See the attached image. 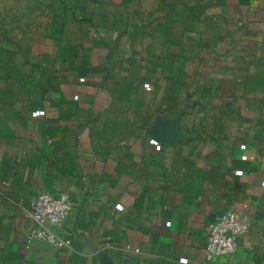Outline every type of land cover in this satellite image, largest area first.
Here are the masks:
<instances>
[{
    "label": "crops",
    "instance_id": "crops-1",
    "mask_svg": "<svg viewBox=\"0 0 264 264\" xmlns=\"http://www.w3.org/2000/svg\"><path fill=\"white\" fill-rule=\"evenodd\" d=\"M41 191L73 201L58 245L29 236ZM227 210L249 229L208 260ZM101 254L264 264V0H52L0 27V264Z\"/></svg>",
    "mask_w": 264,
    "mask_h": 264
},
{
    "label": "built area",
    "instance_id": "built-area-1",
    "mask_svg": "<svg viewBox=\"0 0 264 264\" xmlns=\"http://www.w3.org/2000/svg\"><path fill=\"white\" fill-rule=\"evenodd\" d=\"M73 208V201L65 192L41 191L32 200L28 212L33 220L29 236L52 244H60L54 228L59 227ZM249 229L246 217L227 210L214 218L206 227L205 258L229 257L237 249L239 238Z\"/></svg>",
    "mask_w": 264,
    "mask_h": 264
},
{
    "label": "rangeland",
    "instance_id": "rangeland-1",
    "mask_svg": "<svg viewBox=\"0 0 264 264\" xmlns=\"http://www.w3.org/2000/svg\"><path fill=\"white\" fill-rule=\"evenodd\" d=\"M52 0H0V27L17 25L44 9Z\"/></svg>",
    "mask_w": 264,
    "mask_h": 264
},
{
    "label": "water",
    "instance_id": "water-1",
    "mask_svg": "<svg viewBox=\"0 0 264 264\" xmlns=\"http://www.w3.org/2000/svg\"><path fill=\"white\" fill-rule=\"evenodd\" d=\"M153 133L155 136L164 140L175 141L178 138V134L175 132L174 122L164 127L156 125L153 129ZM100 260L102 264H113L111 259L104 254L100 255Z\"/></svg>",
    "mask_w": 264,
    "mask_h": 264
}]
</instances>
